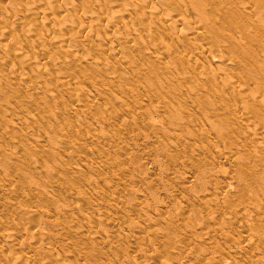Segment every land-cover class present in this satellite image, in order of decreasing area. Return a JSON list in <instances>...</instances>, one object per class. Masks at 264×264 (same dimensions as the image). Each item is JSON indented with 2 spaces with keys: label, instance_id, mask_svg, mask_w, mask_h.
I'll use <instances>...</instances> for the list:
<instances>
[{
  "label": "rangeland",
  "instance_id": "374dc122",
  "mask_svg": "<svg viewBox=\"0 0 264 264\" xmlns=\"http://www.w3.org/2000/svg\"><path fill=\"white\" fill-rule=\"evenodd\" d=\"M196 1L0 0V264H264V10Z\"/></svg>",
  "mask_w": 264,
  "mask_h": 264
},
{
  "label": "bare ground",
  "instance_id": "6f19581e",
  "mask_svg": "<svg viewBox=\"0 0 264 264\" xmlns=\"http://www.w3.org/2000/svg\"><path fill=\"white\" fill-rule=\"evenodd\" d=\"M205 1H206V0H205ZM218 1H219V0H218ZM218 1L216 0V1H214V3H211V2H210V3H211V4H210L211 7H212V4H214L215 7H216V4H217V3H220L221 0H220L219 2H218ZM222 1H223V0H222ZM222 1H221V2H222ZM225 1H226V0H225ZM246 1H247V0H245L244 2H246ZM248 1H249V0H248ZM252 1H254V0H252ZM260 1H261V0H259V1L256 0V1H254V3L252 2L253 4H251V5L255 6V5H256L255 2H257L258 6H257V5H256V6L259 7V8H255V7H254L255 12H259V11H257V9L260 10V7L262 8V10H264V9H263L264 6L262 5V3L264 4V0L261 1V2H260ZM192 2H193V1H192ZM197 2H198V1H196L195 3H197ZM216 2H217V3H216ZM227 2H229L228 4H230V2H232V1H228V0H227ZM238 2H241V0L238 1ZM249 2H250V1H249ZM258 2H260V3H258ZM195 3H194V5H193V3H192V5H193L194 8L198 6V5L195 6V5H196ZM199 3H200V4H201V3H202V4H203V3L205 4V2H202V0H201V1L199 0L198 4H199ZM207 3H209V0H208ZM222 3H226V2H222ZM222 3H221V4H222ZM235 3H236V4H235ZM235 3L232 2L231 5H232V4H233V6L235 5L234 7H235V9H236V6L238 7V6H239V5H238L239 3H237V1H235ZM250 3H251V2H250ZM202 4H201V7H202V8H200V11H202V9H203ZM204 4H203V5H204ZM243 4H244V7H243V5L241 6V3H240V6L238 7L239 9L242 8V9H241L242 11L245 10V4H246V3H243ZM248 4H249V3H248ZM248 4L246 5V6H247V7H246L247 10H248ZM259 4H261V6H259ZM207 5H208V4H207ZM214 5H213V7H214ZM222 5H224V4H222ZM222 5H219V6H220V8H219L220 11H223V8H221ZM231 5H230V6H231ZM219 6H218V7H219ZM225 6H226V4H225ZM253 6L251 7V9H253ZM262 6H263V7H262ZM193 7H192V8H193ZM198 7H200V6H198ZM206 7H207V6H206ZM206 7H205V9H206ZM208 7H209V5H208ZM208 7H207V8H208ZM211 7H210V8H211ZM213 7H212V9H209V8H208L207 10H209V11H207V10H206V11H207V12H210V11H212V10L215 9V11H212V12H216V11H217V10H216L217 8H213ZM234 7H233V8H234ZM240 7H241V8H240ZM194 8H193V9H194ZM224 8H226L225 12L228 11L227 8L230 9L228 12H230L231 9H233V8H231V7L229 8V5H227V7H224ZM238 8H237V9H238ZM197 9H198V8H197ZM205 9H203V10H205ZM219 9H218V11H219ZM221 9H222V10H221ZM237 9H236V12H234V14L236 13V14H235L236 18L233 17V21H234V23H238V22H240V24H243V23H244V24L246 25V22H249L248 24H249V26H250V24H252V22L250 23V21H249V17H250V19H251V17H253V15L251 16V15H249V14L253 13L256 17L258 16V14H255V12H253L254 10H251L252 12H251L250 10H248V11H250L251 13L248 12V11L246 12V10H245L244 13L248 15V18H247V16H244V15L242 14L243 12H242L241 10L238 9V10H239V11H238ZM262 10H260V11H262ZM197 11H199V9H198ZM206 11H205V13H206ZM218 11H217V12H218ZM237 11H238V14H237ZM217 12L214 13V14L211 13V14H212L211 17H212V16L215 17V14H219V12H218V13H217ZM225 12H224V14H226ZM231 12H232V11H231ZM231 12H230V13H231ZM221 13H223V12H221ZM239 13H240L242 16H241ZM248 13H249V14H248ZM261 13H262V12H261ZM209 14H210V13H209ZM234 14H233L232 16H234ZM219 15H220V16H223L222 14H219ZM227 15H228V14H227ZM259 15H260V16L263 15V17H264V11H263V14H262V15H261L260 12H259ZM237 16L242 17V18H243V16H244V18H247L248 20L246 21L245 19H243L244 21L241 20V21L243 22V23H241V21L239 20L240 18L238 19ZM255 16H254V17H255ZM207 17H208V16H207ZM211 17H209V19H210ZM214 17H212V20H213ZM217 17H218V16H217ZM225 17H227V16H225ZM225 17H221V18H222L221 20H222V21H223V20H227V19H225ZM256 17H255V19L252 18V21L255 20V21H254L255 23H256L257 21H261V19H263V18L261 17L260 20H258L259 17H257V18H256ZM234 18H235L236 20L238 19V21L236 22V20H234ZM242 18H241V19H242ZM215 19H218V22L220 21L219 18H215ZM215 19H214V20H215ZM256 19H257V20H256ZM212 20H210V21H212ZM228 20H229V19H228ZM208 21H209V20H208ZM210 21H209V22H210ZM216 21H217V20H216ZM216 21L212 22V23H213V26H214V29H217V25H214V24L216 23ZM233 21H230V22L233 24ZM245 21H246V22H245ZM263 21H264V20H263ZM230 22H229V23H230ZM254 22H253L252 25H254ZM261 22H262V21H261ZM261 22H260V25H259V22H258L257 24H258L259 26H261V24H262ZM219 23H221V22H219ZM219 23H218V25H219ZM224 23H225V21H224ZM208 24L210 25L211 23H208ZM208 24H206V25H208ZM222 24H223V22H222ZM222 24H220V25H222ZM238 24H239V23H238ZM240 24H239V25H240ZM244 24H243V25H244ZM257 24H256V25H257ZM220 25H219V26H220ZM236 25H237V24H236ZM236 25H235V26H236ZM243 25H242V29H241V30H243ZM245 25H244V26H245ZM258 25H257V26H258ZM211 26H212V25H211ZM211 26H209V27H210L209 29L214 31V29H212ZM223 26H224V25H223ZM223 26H221V27L223 28ZM228 26L230 27L231 25H228ZM235 26H234V27H235ZM257 26L254 25V26L252 27V28H254V29H253L254 31H255L256 28L259 29V26H258V27H257ZM262 26H264V22H263V25H262ZM234 27L232 26V27H230V28L232 29V28H234ZM255 27H256V28H255ZM218 28L220 29V27H218ZM248 28H249V30H248L247 32L250 33V34L252 35L254 32H253V30L251 31V32H253V33L250 32V30L252 29L251 26H250V27H248V26L244 27V30H243V31L246 32L245 29H248ZM223 29H224V28H223ZM228 29H229V28H228ZM238 29H239V28H238ZM238 29H237V30L234 29V31H232V30H233V29H232V30H229V31H230V32H235V31H239V32H240L241 30H238ZM220 30H221V29H220ZM260 30H261V31H260ZM263 30H264V27H263V28L261 27V28L259 29L260 32H263V33H264ZM215 31L217 32V30H215ZM224 31H226V30H224ZM243 31H242V32H243ZM219 32H220V31H219ZM219 32H218V33H219ZM242 32H241L240 34H242ZM247 32H246V33H243V34H244L245 36H247V37L244 36V39L248 41L249 39H248V34H247ZM260 32L258 33V30H257V32H256L257 34L255 33L257 37L254 36L255 34H254L253 36L256 38V39H255L256 42H257V43L259 42V45L261 44L260 46L262 47V46H263V43H264V42H262V41H263L262 39L264 38V35L261 33L262 36H263V38L261 39ZM219 34H222V33H219ZM240 34H239V35H240ZM243 34H242V35H243ZM246 34H247V35H246ZM222 35H223V34H222ZM258 35H260V38L258 37ZM220 36H221V35H220ZM223 36H224V35H223ZM223 36H222V37H223ZM249 36H250V35H249ZM236 37H238V36H236ZM236 37H235V39H236ZM242 37H243V36H242ZM251 37H252V36H251ZM225 38H226V37H225ZM228 38H229V40H232V39H233V38L230 39L229 35H228ZM246 38H247V39H246ZM249 38H250V37H249ZM257 38H259V40L261 39L260 41H261L262 43H261ZM244 39H243V40H244ZM253 39H254V38H251L249 41H251L252 43H254L255 41H254ZM229 40H228L227 42H229ZM233 40H234V39H233ZM257 40H258V41H257ZM236 41H237V39H236ZM234 42H235V41H233V43H234ZM242 42H243V41H242ZM222 43H223V42H222ZM225 43H226V42H225ZM229 43L231 44L232 42L230 41ZM235 43H236V42H235ZM240 43H241V42H240ZM240 43L238 44V46L236 45V51H237V47H239V50H240L241 47L243 48V46H245V45L243 44L244 42L242 43L243 45H242V44L240 45ZM230 44H228L227 47H228ZM254 44H255V43H254ZM239 45H240V46H239ZM220 46H221V45H220ZM233 46H234V45H233ZM246 46H251V45H246ZM246 46H245V47H246ZM253 46H254V45H253ZM260 46H259V47H260ZM221 47H222V46H221ZM223 47H224V46H223ZM223 47H222V48H223ZM231 47H232V46H229L230 49H232ZM245 47H244V49H245ZM257 47H258V46H257ZM259 47H258V48H253V47L251 48V47H249V50H250V48H251L252 51H250V52L254 53V52H255V49H257V50L259 49V50H258V51H260L259 53L261 54V53L263 52V54H264V51H261V50H260L261 47H260V48H259ZM263 47H264V46H263ZM242 48H241V49H242ZM247 48H248V47H246V50H244V51H242V52H243V53L246 52V51H247ZM226 49H227V48H226ZM239 50H238V51H239ZM253 50H254V52H253ZM262 50H263V49H262ZM216 51H219V50H216ZM232 51H233V52L235 51V50H234V47H233V50H232ZM232 51L230 52V56L234 54V57H236V55H235V54H236V51H235L234 53H233ZM240 51H241V50H240ZM240 51H239V53H238V54H240V56L238 55L239 58H240L242 55H244V54H246V53L248 52V51H247V52L244 53V54L242 53V55H241ZM214 53H215V51H214ZM214 53H213V54H214ZM217 53H218V52H217ZM231 53H233V54H231ZM255 53H257V51H256ZM255 53H254V54H255ZM259 53L256 54L258 58H259V55H258ZM249 54H250V53L248 52V54H246V55H249ZM263 54H262L261 56L264 57ZM217 55H218V54H217ZM217 55H215L216 57L212 58L213 61H215V62H219V61H217V59H216V58L218 57ZM219 55H220V54H219ZM256 55H255V56H256ZM220 56H221V55H220ZM227 56H229V53L227 54ZM227 56L225 55V59H226ZM238 56H237V57H238ZM255 56H254V55H253V56L250 55L249 57H251V58H249V60L252 59V61H253V57H255ZM234 57L232 56L233 59H234ZM263 57H261L262 60H259V62L261 61V62L264 63V59H263ZM232 58H231V59H232ZM241 58H242V57H241ZM219 59H221V58H219ZM219 59H218V60H219ZM228 59H230V57H229V58L227 57L226 60L228 61ZM231 59H230V60H231ZM233 59H232L231 61H233ZM246 59H247V58H246ZM246 59H245V57H244V62H245ZM255 59H256V60H255ZM255 59H254V60H255V62H256V61H257V58H255ZM230 60H229V61H230ZM241 60H242V59H241ZM211 61H212V60H211ZM211 61H210V62H211ZM213 61H212V62H213ZM220 61H221V60H220ZM227 61H225V62H227ZM229 61H228V62H229ZM247 61H248V60H247ZM212 62H211V63H212ZM215 62H214V63H215ZM221 62H222V61H221ZM228 62H227V63H228ZM234 62H235V61H234ZM240 62H241V61H240ZM250 62H251V60H250ZM250 62H248V63H250ZM255 62H254V63H255ZM259 62H257V63H258L257 66H259V64H261V63H259ZM241 63H242V62H241ZM246 63H247V62H246ZM248 63L245 64V65H244L243 63H242V64L246 67V65L249 66ZM257 63H256V64H257ZM263 63H262V64H263ZM208 64H210V63H208ZM212 64H213V63H212ZM223 64H224V63H223ZM256 64H254L255 66H253V67H254V69H255V67H256L257 70H256L255 72L252 71V72L254 73V76H251V75H253V73H250L251 75L249 74L248 77H246V75L244 76L246 79L249 78V80H250V79L252 80V78H253V80L255 81V83H254V81H253V82L250 81V82H251V83H254V84H253L254 86H256L255 84L259 83V82H257V78H258L259 80L262 79V78L264 79V77H262L261 75H259V74H262L263 70H262V72H261V70L259 69V72H260V73H258V68H261V69L263 68V69H264V67H257ZM238 65H239V64H238ZM250 65H251V64H250ZM210 66L212 67V65H210ZM210 66H209V67H210ZM236 66H237V65H236ZM240 66H241V64L239 65V67H240ZM244 66H243V67H244ZM263 66H264V65H263ZM207 67H208V66H207ZM211 67H210V70H211ZM226 67H228V66H226ZM233 67H234V66H233ZM239 67H238L237 69H240ZM219 68H220V67H219ZM234 68H235V67H234ZM250 68H251V67L246 68V69L249 70ZM212 69H213V68H212ZM235 69H236V68H235ZM246 69H242V66H241V70H242V71H240V72H239V70H235V71H237V72H239V73H241V74L244 72V73H243V75H244L245 73L247 74V72H248V70H247V72H246ZM254 69L252 68V70H254ZM208 70H209V69H208ZM244 70H245V71H244ZM250 72H251V71H250ZM255 73L258 74L260 77L255 78V77H256V76H255V75H256ZM263 73H264V72H263ZM214 74H215V72H213V75H214ZM241 74H240V75H241ZM218 75H220V74L218 73ZM243 75H242V76H243ZM262 75H263V74H262ZM263 76H264V75H263ZM212 77H213V76H212ZM263 79H262V80H263ZM260 81H261V80H260ZM256 82H257V83H256ZM262 82H263V81H261V83H262ZM262 84H264V82H263ZM257 85H258V84H257ZM259 85H260V83H259ZM258 87H260V89H261V88L264 87V85L257 86V91L260 90V89H258ZM261 91H262V89H261ZM263 91H264V90H263ZM259 93H260V92H259ZM263 93H264V92H263ZM261 94H262V92H261ZM261 96H262V98L264 99L263 95H260V99H261ZM257 98L259 99V96H258ZM255 99H256V98H255ZM255 99H254V101H255ZM254 101H253V102H254ZM256 101H257V102H256ZM256 101L254 102V103H255V104H254V105H255V106H254L255 108L257 107V106H256V105H257L256 103L260 104V103L258 102V100H256ZM259 101H261V100H259ZM241 107H242V106H241ZM252 107H253V105L251 106V108H252ZM242 108H245V106H243ZM240 109H241V108H240ZM256 110H257V108H256ZM243 111H245V110L243 109ZM242 113H243V112H242ZM242 113H240L241 116H242ZM244 116H246V115H244ZM241 118H242V119H241ZM243 118H244V117H240V120H239V121L244 120ZM246 118H247V117H246ZM241 122H242V121H241ZM245 122L248 123V124L245 123L246 126L250 124V123H249L250 120H248V121L245 120ZM251 123H253V122L251 121ZM243 124H244V121H243ZM253 125H254V124H253ZM249 126L251 127V124H250ZM251 128L254 129V126H252ZM229 188H231V187H229ZM229 188H227V189L230 190Z\"/></svg>",
  "mask_w": 264,
  "mask_h": 264
}]
</instances>
